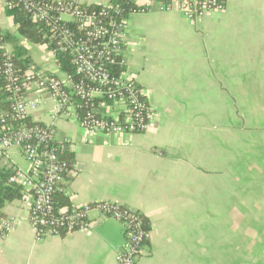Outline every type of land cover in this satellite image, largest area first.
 <instances>
[{"label":"crops","instance_id":"0c3cea01","mask_svg":"<svg viewBox=\"0 0 264 264\" xmlns=\"http://www.w3.org/2000/svg\"><path fill=\"white\" fill-rule=\"evenodd\" d=\"M159 1L136 0L155 10L126 16L123 44L126 73L155 112L153 128L86 135L73 111H58L45 95L29 110L32 122L55 117L57 140L72 155L56 202L112 201L139 211L151 230L137 264H264V187L230 168L233 138L245 133L230 119H257L255 128L264 119V0H226L198 17L158 11ZM9 9L3 1L0 32L15 40L5 48L23 46L38 71L62 77L50 46L21 37ZM96 111L118 118L124 106L105 101ZM28 209L25 196L2 209L19 223L0 233V264H116L126 239L120 221L92 213L89 228L36 242Z\"/></svg>","mask_w":264,"mask_h":264},{"label":"built area","instance_id":"2783aa9c","mask_svg":"<svg viewBox=\"0 0 264 264\" xmlns=\"http://www.w3.org/2000/svg\"><path fill=\"white\" fill-rule=\"evenodd\" d=\"M9 8L21 7L43 24L52 52L69 56L73 73L62 77L43 74L34 64L20 76L13 53L5 48L0 32V49L4 51L0 72L10 92L11 121L3 117L0 125V182L8 172L6 184L21 188L29 200L28 219L36 242L91 226L92 213L120 221L126 239L118 250L116 264H137L144 244L150 238L143 215L112 201L86 203L71 209L59 207L56 196L73 167L62 157L65 144L57 140L55 117L51 123L28 124L25 117L40 106L50 94L58 111H73L86 135L143 133L156 124L142 87L126 73L123 44L127 22L123 2L113 0L102 5H86L74 0H0ZM129 13L154 11L152 3L136 5ZM185 5V6H184ZM224 0L159 1L158 11L178 8L188 17L223 9ZM49 44V45H50ZM122 69V70H121ZM34 92L36 98L27 93ZM118 102L124 111L118 118L99 114L96 107ZM21 156L28 164L23 168L16 160ZM19 223L18 217L0 213V233L6 235Z\"/></svg>","mask_w":264,"mask_h":264},{"label":"trees","instance_id":"16d2710c","mask_svg":"<svg viewBox=\"0 0 264 264\" xmlns=\"http://www.w3.org/2000/svg\"><path fill=\"white\" fill-rule=\"evenodd\" d=\"M123 2L124 6V14L127 16L133 8V4L126 1V0H118ZM165 2L171 0H163ZM181 1V0H178ZM225 4H226V0ZM10 15L13 17L14 22L18 26V31L21 37L25 38L26 40L37 43V44H47L49 45V38L46 34V29L44 28L43 24L39 21H35L22 7L21 5H16L13 8L9 9ZM4 36V42L6 41H14L13 38L10 37L7 33H1ZM50 47L53 45H49ZM4 51L0 49V64L2 63ZM13 53L14 63L17 68V72L20 76H23L27 70L29 69L30 65H32V59L29 55L28 50L21 45H15ZM57 63L60 66L61 70L67 72L69 74L73 73L74 69L72 64L70 63V58L68 55L64 53H57L56 54ZM122 70V69H121ZM10 92L6 87V81L2 73L0 72V125L1 119L6 117L11 121V101L9 99ZM110 102V101H106ZM25 121L28 124H34L37 122H32L31 119L27 116L25 117ZM40 123V122H38ZM42 124V123H40ZM62 157L69 162L72 160V155L64 151ZM8 172L3 175V178L0 182V213L5 205L15 199L22 198L23 194L21 192V188H13L7 185L6 178L8 177ZM58 196V195H57ZM56 196V197H57ZM62 203L65 204V207L71 209L69 202L67 199H62ZM2 214V213H1ZM146 227L148 230H151L150 224L148 223L147 219L143 215Z\"/></svg>","mask_w":264,"mask_h":264},{"label":"rangeland","instance_id":"374dc122","mask_svg":"<svg viewBox=\"0 0 264 264\" xmlns=\"http://www.w3.org/2000/svg\"><path fill=\"white\" fill-rule=\"evenodd\" d=\"M32 54L36 58L34 51ZM262 104L264 105V103ZM230 120L231 123L234 121L245 126V133L240 130V140L233 138L235 145L231 146L230 150L231 173L254 174L258 176L260 182L256 184L264 187V119L259 120L262 125L260 128L254 127L258 124L257 119ZM238 144L240 145L237 146ZM16 160L21 167L28 166L21 156H16Z\"/></svg>","mask_w":264,"mask_h":264},{"label":"water","instance_id":"95a60500","mask_svg":"<svg viewBox=\"0 0 264 264\" xmlns=\"http://www.w3.org/2000/svg\"><path fill=\"white\" fill-rule=\"evenodd\" d=\"M184 6H185V5H184ZM49 96H50V94H46V95H45V97H49Z\"/></svg>","mask_w":264,"mask_h":264}]
</instances>
